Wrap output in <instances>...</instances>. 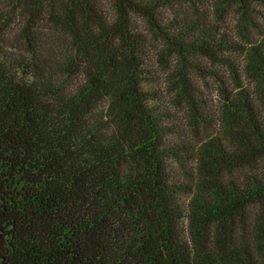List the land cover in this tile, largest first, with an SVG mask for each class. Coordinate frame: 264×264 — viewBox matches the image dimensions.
Instances as JSON below:
<instances>
[{
	"label": "trees",
	"instance_id": "16d2710c",
	"mask_svg": "<svg viewBox=\"0 0 264 264\" xmlns=\"http://www.w3.org/2000/svg\"><path fill=\"white\" fill-rule=\"evenodd\" d=\"M257 3L0 0V264H264ZM199 63L225 71L215 106Z\"/></svg>",
	"mask_w": 264,
	"mask_h": 264
},
{
	"label": "rangeland",
	"instance_id": "374dc122",
	"mask_svg": "<svg viewBox=\"0 0 264 264\" xmlns=\"http://www.w3.org/2000/svg\"><path fill=\"white\" fill-rule=\"evenodd\" d=\"M254 12H253V19L255 23L260 27V29H264V4L257 3L254 5ZM162 14L169 15V10L164 9L162 10ZM224 14V23L223 27L227 32H230L231 34H236V19L237 15L233 11H229L227 14ZM212 18L215 19L212 15ZM148 40L149 36H148ZM149 48L151 52L153 53L154 57L156 55V52L159 49L158 44L154 43L152 40L149 41ZM201 72H197L194 77L193 84L196 88L199 87L202 89L204 97L207 99V101L211 105H217L218 104V89L216 84L214 83V80L212 78H209V72L212 74H216L219 76L225 75V71L222 69L216 70L211 67H209L205 63H199ZM157 70V71H156ZM155 77H154V84L153 87L156 88V104H160L162 109L164 111H167L170 115V119L167 121L168 125L175 126L174 129V135L175 137H178L175 140V137L171 138V141L179 142L182 139H185L186 142L191 144L192 146L196 143L195 138L190 133V130L186 126V119L184 114L187 113L185 107L182 103H176L177 99L174 97V93L170 92V81H169V71H165L159 67L156 68ZM214 70L216 71L214 73ZM151 85L149 86L150 89L153 88ZM192 164V163H190ZM190 166V165H188Z\"/></svg>",
	"mask_w": 264,
	"mask_h": 264
}]
</instances>
